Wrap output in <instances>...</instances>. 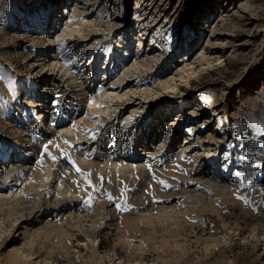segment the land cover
<instances>
[{
	"label": "rangeland",
	"instance_id": "obj_1",
	"mask_svg": "<svg viewBox=\"0 0 264 264\" xmlns=\"http://www.w3.org/2000/svg\"><path fill=\"white\" fill-rule=\"evenodd\" d=\"M13 1L15 2L17 0H13ZM33 1L34 4L29 8V10L22 9L24 4H21V2L19 1L20 4L18 3L16 8L18 10L17 17L20 18L21 21H24L26 17H28L27 13H29L30 16L33 15L31 17L33 20L41 19L42 17L45 18L47 17L48 20L52 19V28H54L53 20L55 19L54 18L55 15H57L54 13L55 11L58 10L59 7H61L63 3H61L60 6L59 5L56 6L57 8L50 7L48 11H45L42 10V7L39 4L40 0H33ZM43 1L49 2L50 0H43ZM166 1L167 3H165ZM221 1L208 0V2L213 3L211 5H214V3L218 4ZM110 2H111V6L118 5L120 3L119 0L118 1L110 0ZM158 2H160L159 5ZM206 2L207 0H190V1L189 0H158V1L145 0L144 1L145 6L148 4L146 6V15L147 17L150 18L147 19L150 20V25L148 27L151 30L154 28L156 29L160 28L163 29V31L166 30L164 32L165 36L163 37V42L165 43V45H163V48L161 47L164 51L165 50L170 51L169 44L171 42H174V39L171 37V34L173 33L174 35V30L175 28L178 27L179 22L181 23V25L183 24L187 25L188 22L189 23L191 22V24H193L194 26L198 24L197 22L194 21L196 18L193 19L192 15H189L188 6H190L189 8H193V11H195L202 8ZM249 2H250L249 7H244L242 9L241 7L239 9L235 7L236 11L239 10L237 12L239 14L237 15L236 19H234L233 14L228 15V17L224 16L220 19L222 21V24L220 26V30L218 29L219 33L218 32L216 33L218 35L219 40L220 39L227 40L225 46L223 47L224 50H220V53H222L223 56L220 57L219 59L214 58L216 61L212 60L210 67H208L209 66L208 65L205 70L201 72L198 71L196 73L197 75L195 74V76L193 75L189 77V79L187 78L182 80L183 82L181 85L178 84V88L183 87L185 90H187L190 93L191 97L194 96V94L192 93H196L200 90L202 91L203 89L206 91L209 88V86H213L216 89L220 88L222 90L221 94L223 96L222 98L221 96L219 97L221 100L220 99L217 100L218 103H216L215 105L217 106L220 103H222L224 106V110L219 109L217 110V113L221 112V115H223L225 118V122H227L228 124L226 128L227 129L226 139L222 142L221 140H217V141L214 140V142L210 140L212 141L211 143L207 139L202 142L203 145L205 146V150H204L205 152L204 151L201 152L202 150L200 149L201 151L200 152L198 151V153H195L196 151L195 150L194 152H190V153L185 152L186 153L185 154L184 150H182L180 147L184 143V136H183L185 134L184 127L189 125L188 127L192 129V125L194 128L196 126H199V124L201 123L200 124L201 126L197 130L195 129V132H198L199 135L202 136L203 134L205 135V133L208 131L207 134L212 133L209 136L213 137L214 139L217 137L218 134H220V132L219 130H217V127H215V123L213 124V120L210 122L211 127L206 123L208 119V115L205 116V118H201L199 120L195 119L198 115H200L191 112L193 108H195V105L191 107L187 106L186 108L183 105L181 107V111L185 113V115L183 114L182 116L181 114L182 112L178 115L184 117L186 123H181L182 124L181 125L180 123L175 122V119L178 116L173 117L171 120V122L175 123L179 127L178 131H181V134L169 140L167 145H169L170 147H168L167 149L165 148L162 149L160 152L155 153V155L153 154V156L151 155L149 162L146 157H141L140 159L137 160V166H139L138 163H141V161L142 163L143 161L146 162V164L143 163L145 166H143V164L141 163L142 166L140 164V168L142 167L145 169L146 168L150 169L151 170L150 180L157 183L158 186H160L165 190H161L159 192L156 187H153V185H151V181L142 180V178H139L138 181H135V183L133 184V181L129 182L128 180L129 179L131 180L134 176L131 177L130 175L127 174L126 176H124L125 175L124 172H122V174L120 172H116L118 176L121 174L119 177L116 176L117 179L119 180L115 181L114 178H113L114 180H112V176H110L111 179H109V181L111 183L109 182L108 184L109 186H107L104 183V178L103 180H100L101 179L100 178L97 181L96 184L100 188L102 187L103 188L102 190H105V192H107L105 193L104 191L100 190L101 192H103L101 193L99 191L101 195L99 194V192L97 193L96 190H94L95 188L91 189L92 186L91 187L89 186L90 177L88 174H90L89 172L90 170L85 169L77 164L76 157L74 158L72 154H71L72 156L69 155L70 152L65 149L68 146H66L67 144L64 145L65 144L64 142L60 143V145H58L57 147L56 145L52 146V148L50 147L52 144L49 143L48 145V142L42 145L36 141H33L30 144H25V145L22 144L21 147L24 149V152L27 151V153L25 152L27 155H25V157L21 159L22 160L21 162L23 163L27 162L29 163V165H34L35 168L36 166L37 168L40 167L42 170L40 168L38 169L36 168V169L38 170L39 177H41V180L37 178L36 175L32 177L33 179L32 181L34 182L33 184L34 185L37 184V185L34 191L32 192V194H28V195L22 194V197L26 196L25 198L26 203L24 200L22 201L25 205L21 202L17 205L16 204L9 205V201L7 200L5 202H2L5 205L0 204V212H1L0 234L2 233L0 235V245H2L0 246V264H39V262L40 264H44L43 259H45V262L48 264H129V263L130 264H264V0H250ZM135 3L136 0H126L127 15L129 14L128 23H130V19L134 18V9L136 7ZM49 5L50 4L47 3L46 6ZM230 8H232V6ZM117 9L120 11L119 7H117ZM9 10L4 11V9H2L1 12L4 15H6V13ZM62 11H63V7L61 9V12ZM111 13L113 14L116 13L115 16H118L117 12L111 11ZM166 13L167 14L171 13L170 15L175 13V17L178 19L174 22V24L170 22L168 23V21H164L165 15H167ZM157 14L161 16H158ZM127 17L128 16H126V18ZM1 23L5 25L4 26L5 31L0 29L1 30L0 31L1 32L0 87L2 86V84H4V82L5 84L7 83V85L10 86L9 93H12V95L9 94L7 98L6 97L7 95L5 96V94L2 93V91L0 90V116L2 117V120L4 122L3 125L5 126L4 128L0 126L2 128L0 134L4 135L3 136L4 146L2 145V149H0V159L3 158L7 153L8 155H13L16 149H18V146L20 145L19 142H21V138H22V142H26V138L24 137L25 135L23 134H20L19 136L16 134L14 135L13 134L14 130L12 128L15 127L14 125L16 124V121L20 117L21 112L20 110H18V107L20 106V104H23L26 101L24 97L26 96L27 92L30 91L31 83H32V81H30L29 78L33 75L32 74L30 76L32 72V68L26 65L27 59L22 57L23 50L21 49L20 53L16 52V48H20L21 41L25 43V46H29V44L26 43L28 40L26 38L23 39L20 38L14 40L11 39V36L13 37L16 36L15 31L16 28L19 27L20 22L16 21L13 18H9V16H7V18H3ZM130 27L131 25L129 24L128 28ZM119 29L120 28L113 29L112 32L118 31ZM2 32L6 33L7 36H5ZM168 32H170V34ZM182 32L183 29L179 34V38L183 36L182 39L184 40L185 36L183 35L184 32L183 33ZM166 33L169 35V39L171 37V40L168 39ZM233 34H236V36L238 37L236 38V36ZM114 35H118V34L115 33ZM109 39H110L109 37L106 38V40ZM243 39L246 41H244ZM167 40H169L168 41L169 44L166 43ZM241 40L243 41V43ZM230 42H232L233 45ZM244 42L246 43V45ZM21 45L24 44L22 43ZM105 45L106 43L102 46V51L106 49ZM183 47H184L183 48L184 51L186 49L185 48L186 45H184ZM71 48L72 47L68 44V42H66L62 50H60V52L58 53V57L60 58L61 61L69 60L72 63L73 74L76 76L77 82L81 84V86L83 87V91H82L83 97L90 96V94L92 96L97 95V93L100 94L102 90L107 88V85L102 83L101 81L102 78L100 80L97 79L95 81L84 80L85 78L84 74H86V69L81 67L82 66L81 62L78 63L79 58L76 57L77 56L76 50H74V48L72 49ZM35 49H38V47H35ZM45 52H46L45 48H41L39 50V53L41 55L44 54ZM181 53L182 51L180 52V54ZM185 53L182 55V57H184ZM105 54H108V52L105 51ZM169 56H170V52H169ZM7 57L13 58L12 61H8ZM167 57L168 56L165 57L160 56L157 62L158 66L166 64L168 59ZM182 57L179 60H182L183 59ZM131 58L132 57L128 56L124 60V63L126 64L127 67H130L131 65L134 66L137 63V61L133 62ZM218 60L219 62H217ZM152 65L154 66L155 69L151 70L150 72H145L143 68L141 69L143 73L137 72V76H135V78L133 79L134 80L133 85L137 83L135 82V79L141 77V79L147 81L148 77L151 76V73L154 74L155 71H157L156 65L155 64ZM216 65H218L217 66L218 68L216 67ZM11 66L13 67L16 66V68L20 70L19 73L16 74ZM221 66H223V68ZM254 70H256L258 75H260L261 77L257 86L254 85V81H250L252 80L251 76ZM193 79H195V88L191 87L192 85L190 86L189 83ZM28 82L30 84H28ZM62 85L64 86L65 84ZM15 87H17L18 90L20 91L19 95L16 93ZM63 90L64 88H62L61 86L55 87L54 90L55 93L52 94L51 96L55 100H57L58 98V100L62 102H66L68 100V97H71L70 95L71 91L76 90V88H71L70 90L66 89V91ZM179 93L180 90H177L174 91L173 94L177 95ZM144 94L145 93L143 92H139L137 94L138 96L132 97L134 98V100H136L135 103L136 102L139 103L141 101L145 103L148 102L150 104L151 99L157 98V95L153 94L149 99V97L147 95L145 96ZM173 94H170V91L167 90L161 93V95H164V97H168V98H172ZM222 100L224 103L222 102ZM189 101L192 102L194 101V99L191 98ZM76 104L78 108L75 111L74 117L77 120L82 121L83 118L85 119L84 103L79 101ZM65 107L66 106L64 104L62 108ZM53 108L51 110V115L54 118L56 116V119L60 118V116L63 115V110L62 109L59 110L58 105H55V107ZM199 109L200 111H202L203 109L202 106ZM149 112H150L149 119L153 120L154 119L153 115L156 113V109L155 111L151 110ZM224 113L226 114L224 115ZM147 115H148V111L144 112V114H141L140 116L137 117L140 124L139 127L137 128V135L140 134L141 131H143L145 121L147 119ZM88 117L89 116H87L86 118ZM55 120L53 121V123H55ZM75 121L76 120H71V119L68 120V122L66 121L64 123V128L67 126L77 125L74 124ZM155 123L157 122L155 121ZM22 124H20L21 127ZM62 128L63 127H61V129ZM61 129H59L60 132L58 130L59 135L61 134L62 131ZM129 129H132L134 131V128H132L131 125H129ZM27 134L30 135V133ZM124 139L126 141L125 143L129 144L126 135L124 136ZM172 141H174L173 144H171ZM78 143H80V141ZM70 145L73 146L72 144ZM16 146L17 148H15ZM216 147L217 149H215ZM57 148H59L60 150ZM37 150L40 152H38ZM41 151L43 153H41ZM51 152L53 154H51ZM143 153L144 151L141 152L140 154L142 155ZM194 153L195 155H193ZM197 154H199V156ZM215 155L218 156L216 157ZM50 156L53 158H51ZM194 156H195V160L193 159ZM210 156L213 159L210 158ZM41 158H43L44 162L42 161ZM91 158L96 160L98 159L97 157H95V155H92ZM196 158L198 161L196 160ZM37 160L39 162L36 163ZM200 160H203L205 165H207V167L210 168L209 169V173L211 172L210 174L215 172L214 175L213 174L212 175L219 177L217 178L219 179L218 180L219 184L218 182L215 184L213 183L214 186L213 184H211L210 186L204 184L205 185L204 190L206 189V192L202 190L203 189L202 187L204 185L200 184V182L197 181V176L203 171L202 168H200V166L198 165V162ZM33 162L36 164H33ZM61 162L63 163V165H61L62 164ZM0 163H2V161H0ZM185 163L187 164L193 163L195 166L184 167L183 165H185ZM171 165L173 166L180 165L183 168L186 169L188 168V169L186 171H184L185 169L182 168H181L182 170L179 169L182 173H184V174H179L177 171L176 172L173 171V169L175 168L172 169V167H170L169 172L166 175L170 180L168 178L165 179L161 177L159 174H156L155 171L156 167L161 168L164 166L166 168H169V166ZM43 166H45L50 171L48 173H45L46 175L43 172L47 169L46 168L43 169ZM61 167L63 168L67 167L66 168L67 170L70 167L69 169L70 171L74 170L75 168H78L80 170L79 171L80 173L76 169L73 172H75L74 173L75 176H77V174L78 175L81 174L83 180L87 181V182L83 181V184H81L82 190L84 192L81 190V187L78 188V185L77 187H75V191H74L75 194L71 193L69 195L66 193L67 198H66V194L60 195L57 194V192H55V190L58 189L59 187H57V185H54V182L57 184L56 182L57 174L58 173L60 174L62 172ZM53 169L57 172V174L55 172L56 175H53L54 174ZM187 171L188 173H186ZM85 172L87 174H85ZM47 175H49V177ZM52 176L54 180H52ZM123 176L126 177V179ZM144 183L147 184L148 186H151L152 189L150 187L147 188V190L143 189L141 184ZM220 183L222 184L220 185ZM4 184L9 185L8 182H5ZM86 185H88V187L90 188L88 187L86 188L85 187ZM195 185H197L198 187ZM212 186L213 188H211ZM37 188L38 189L40 188L41 190L39 189L40 190L39 191L37 190ZM219 188H221L222 190ZM78 189H80V191ZM200 190H202L201 193H199ZM45 191H47L46 193L50 196L51 199L49 198L48 195H46ZM51 192H53L54 194ZM94 193L97 196L99 194V196H101L102 198L100 197L97 198V196ZM72 194H74V197ZM92 194L95 196V199L93 198L94 200H92L91 197ZM13 195L14 194L9 193L8 194L9 197L7 196L6 198L10 200L12 199L18 200L20 198L19 197L20 195H15L16 198ZM53 195H56L54 196L56 197L55 200ZM75 195H78V197L77 196L75 197ZM61 196L64 198H62ZM36 197H37V201L35 200ZM81 198L82 200H80ZM103 198L104 199L107 198V200L106 199L104 200ZM30 199H32L33 201ZM44 199L48 200L46 201L47 203L45 202L46 204L43 203ZM87 199L88 201H86ZM29 201L33 203H37V202L43 203V204L41 203V206H39V208H36L38 212H36L35 215H33L34 219H36L39 213H43L44 211L43 214L44 221L46 218V220L51 221V222L49 221V223L55 224L56 226L58 224H59L58 226H67V228L64 227V229L66 230V232L68 229L67 232L68 235L66 232H63L61 234V233H55L52 230L47 229L44 226V223L43 224L41 223L42 221L41 222L39 221L36 224L37 225L36 228L34 227L31 229L28 228L26 231L27 233H25L27 234L26 236L24 233H21V230L16 231L19 228L18 224L21 221L25 220L24 219L26 218L25 216H27L26 219H28L29 216L28 214L30 211L29 206H31ZM94 201L99 204L95 203ZM50 203L51 205L53 203L54 205L56 204L55 205L56 207L54 205L52 206L49 205ZM64 203L67 204L66 206L68 207L67 208L65 206V211H64ZM75 203L77 206L80 205L82 206V208H84L82 209L80 207L82 209L80 214L79 212H77L76 209L73 210V207L70 209V206H74ZM88 203H90L91 205ZM6 205L9 207H7ZM44 205H46L47 207H45ZM150 206L152 207L149 208ZM163 206L167 213H163L160 210V207L163 208ZM179 206L182 210L184 209L187 210V212L185 214L184 213L180 214ZM181 206H183V208ZM11 207H15L16 211L15 210L13 211L15 213L10 211ZM43 207H45L44 208L45 210L42 209ZM105 210L106 211L108 210L107 211L108 213ZM68 211L70 212L71 215L75 213L76 215L78 214L81 216H85V215L86 216L84 217V219H81L82 223L78 222L73 224V220H70L69 219L70 217L67 216V214H69ZM64 212L65 214H63ZM20 213L24 215L23 218H21L22 215H20ZM147 213L150 215L157 214L162 218L159 220L152 219V221H148L142 218L133 217V215L137 216ZM8 214L11 215L14 214V215L8 216ZM53 214H55V218H53L54 217ZM105 214H107V216ZM16 216L19 219H17ZM1 217H3L2 219L4 220H2ZM129 217H132V219ZM13 218H15V220ZM56 218L57 221L55 220L54 222V219ZM67 219L68 222H66ZM18 220L19 222H17ZM15 221L17 223H15ZM95 221H98L99 223L106 221L108 223H112L111 225L112 227H114L113 228L114 231L103 232L101 230H98L97 228L99 227V224L97 223L96 226ZM91 222H93V224ZM72 228L76 231H74ZM87 229L89 230L93 229V230L89 231ZM91 236H93V238ZM15 238L16 240L18 239L16 243L23 242L24 248L27 247L26 250L27 249L30 250V252L24 253L26 255L25 258L18 256L16 259L14 257L12 244L15 242L14 241ZM102 238L104 239L102 240ZM105 244L108 245L106 249L104 248L106 247ZM82 246H84V248ZM79 250L81 251L79 252ZM119 261H121V263H119Z\"/></svg>",
	"mask_w": 264,
	"mask_h": 264
},
{
	"label": "bare ground",
	"instance_id": "obj_2",
	"mask_svg": "<svg viewBox=\"0 0 264 264\" xmlns=\"http://www.w3.org/2000/svg\"><path fill=\"white\" fill-rule=\"evenodd\" d=\"M0 1H1V4H0V29L5 31V27H4L5 25H3L1 23V21L3 20V18H7V16H9V18H13L16 21L20 22L19 27L16 28V31H15L16 36H14V37L11 36V39L14 40V39L26 38L28 40L26 43H28L29 46H25V43L21 41L20 42V48H16V52L20 53L21 49L23 50L22 57L27 59L26 65L32 68V72H31L30 76L33 74L29 78V79H31L30 81H32L31 89H30V91L27 92L26 96L24 97V99L26 101L23 104H20V106L18 107V110H20V112H21L20 117L17 119L16 124L14 125L15 127L12 126L13 127L12 129L14 130L13 134L14 135L16 134L18 136L20 134L25 135L24 137L26 138V142H22V138H21V142H19L20 145L18 146V149H16L14 154L8 155V153H7L5 156L3 155L4 156L3 158L0 159V161H2V163H0V169H2V170H0V204H4L2 202H5L6 200L9 201V205H13V204L17 205L20 202L23 203L22 201L26 200L25 199L26 196L22 197V194L23 195L24 194L25 195L32 194V192L34 191V189L37 185V184L36 185L33 184L34 182L32 181L33 180L32 177L36 175L37 178H39L41 180V177H39V173L37 170L40 167L37 168V166H36V168H37L36 169L34 165H29V163H27V162L26 163L21 162L22 161L21 159L24 158L25 155H27L26 154L27 151H25L26 152L25 153L24 149L21 147L22 144L23 145L30 144L31 142L36 141L42 145V144H45L48 142V145H49V143L52 144L50 146L52 148V146L56 145V147H57L58 145H60V143L64 142L65 143L64 145L67 144L66 146H68L67 148H69V149H67V148H65V149L70 152L69 155L72 154L74 156V158L76 157L77 164L82 166L85 169L90 170L89 171L90 174H88L90 177L89 186L90 187L92 186L91 189L95 188L94 190H96L97 193L103 189L102 187L100 188L96 184L97 181L100 178H104V183L107 186H109L108 185L110 182L109 179H111L110 176H112V180H114V179H115V181L119 180L116 177V176H118L116 172H120L121 174H122V172H124L125 173L124 176H126V174L130 175L131 177L134 176L135 178L133 177L131 180L130 179L128 180L129 182L133 181V184L135 183V181H138L139 178H142V180H149V181H151V185H153V187H156L158 189V191L160 192L161 190H165V189L161 188L160 186L157 185V183L150 180L151 170L148 168H146V169L142 168V167L140 168V164L142 163L141 160H140L141 163H138L139 166H137V160L140 159L141 157H146L148 162H149L151 155L153 156V154L155 155V153L160 152L162 149H164V148L167 149L168 147H170L169 145H167L169 140L171 138L177 137L178 135L181 134V131H178L179 127L175 123L171 122V120L173 117L178 116L175 119V122L180 123V124L186 123L184 120V117H182L183 114L185 115V113H183L181 111V107L183 105L185 108L187 106L191 107V106L195 105V108H193V110L191 112L200 114L195 119L199 120L201 118H205V116L208 115V119H207L206 123L211 127L210 122L213 120V124L215 123V127H217V130H219V132H220V134H218L217 137L214 139L213 137L209 136L212 133L207 134L208 131L205 133V135L202 133L203 134L202 136L199 135L198 132H195V129L197 130L201 126L200 125L201 123L199 124V126H196L194 128L192 125V129H190L188 127L189 125L184 127V133H185L183 135L184 136V143L182 146H180L181 149L184 150V153L185 152H187V153L194 152L195 150H196L195 153H198V151L200 152L201 150H202L201 152H203L205 150V146L203 145L202 142L207 140V139L209 140L210 143L212 141L214 142V140H216V141L221 140V142H222L226 139V137H227V129L226 128H227L228 124H227V122H225V118L223 115H221V112L217 113V110H219V109L224 110V106L222 103H220L217 106L215 105L216 103H218L217 100L220 99L219 97L221 96V98H222V96H223L221 94L222 90L219 87H218L219 89H216L215 87L208 85L209 88L206 87V88H208L206 91L204 89L202 91L199 89L200 91H198L196 93H192V94H194V96L191 97L190 93L187 90H185L183 87L178 88V84L181 85L183 82L182 80L187 79V78L189 79V77H191L193 75L195 76V74L198 71L201 72V71L205 70L208 65H209L208 67H210V64L212 63L211 61L215 60L214 58L219 59L220 57L223 56L222 53H220V50H224L223 47L225 46L227 40H223V39L221 40L220 39L221 40V42H220V40L218 39V35L216 32H218L220 30V26L222 24V21L220 19L224 16L228 17V15H230V14H233L234 19H236L237 15L239 14L237 12L239 10L236 11L235 7H237L238 9L240 7H241V9L244 7H249L250 6V2H249L250 0L249 1H246V0H223V1H221L220 0L221 2H219L218 4L214 3V5H211L213 3L208 2V0H207V2L205 3V5L202 8L195 10V11H193V8H189L190 6H188L189 15H192L193 19L196 18L194 21L197 22L198 24L194 26L193 24H191V22L190 23L188 22L187 25H184V24L181 25V23L179 22L178 27L177 28L174 27L175 28L174 35H173V33L171 34V37L174 39V42H171L170 44L168 43V41L171 40V37L169 39V35L166 33L167 37L169 39L166 41V43L169 44L170 51H167V50L164 51L162 49L163 45H165V43L163 42V37L165 36L164 32L166 30L163 31V29H160V28L156 29L154 27L153 28L156 30H154V29L151 30L148 27L150 25V20H147V19H150V18L147 17V15H146V6L148 4L145 6V4H144L145 0H136V3H135L136 7L134 9V18L130 19V23H128L129 14L127 15L126 0H119L120 3L118 5H114V6H111L110 0H50L49 2H47V1L44 2L43 0H40L39 4L42 7V10H45V11H48L50 7H56L58 5L60 6L61 3H63L61 5V7L58 8V10H57L58 12L55 11V13H54V14H57L54 17L55 19L53 20V22H54L53 27L54 28H52V19L48 20L47 17L46 18L42 17L41 19H34L33 20L31 18L33 15L30 16L29 13H27L28 17L25 16L26 19L24 21H21L20 18L17 17L18 16V10L16 8H17V4L19 3V1L21 2V4H24L22 9L29 10V8L34 4L33 0H29V1L28 0H17L15 2L13 0H0ZM64 1H65V3H64ZM116 1H118V0H116ZM149 1H151V0H149ZM47 3H49L50 5L46 6ZM165 3H167V1ZM159 4H160V2H158V5ZM231 6H232V8H230ZM62 7H63V11L61 12ZM117 7L120 8V11L117 9ZM156 7H157V5H156ZM158 7H160V6H158ZM2 9H4V11H7L9 9L10 10L6 13V15H4L1 12ZM173 9H175V8H173ZM111 11L117 12L118 16H115L116 13L113 14V13H111ZM151 13H153V12H151ZM170 14L171 13H168L167 15H165L164 21H168V23L170 22V23L174 24V22L178 18L175 17V13H173L172 15H170ZM196 14H197V16H196ZM126 16H128V17L126 18ZM158 16H161V15H158ZM156 21H157V19H156ZM161 23H159V24H161ZM129 24L131 25L130 28H128ZM161 27H163V26H161ZM117 28H120V29L118 31L114 30L115 32H112L113 29H117ZM166 28H167V26H166ZM182 29L184 32L183 35L185 36L184 40L182 39L183 36L179 38V34L182 31ZM223 32H224V30H223ZM115 33L118 35H114ZM168 33L170 34V32H168ZM0 34H1V32H0ZM3 34L5 36H7L6 33H3ZM233 35L236 36V34H233ZM228 36H226V37H228ZM260 36H261V34H260ZM108 37L110 39L106 40V38H108ZM237 37L238 36H236V38ZM244 41H246V40H244ZM66 42H68V44L72 48H74V50H76V53H77L76 57L79 58L78 63L81 62V65H82L81 67L86 69V74H84L85 75L84 80L85 81L86 80L95 81L97 79L100 80L102 78L101 79L102 83L107 85V88L102 90L100 94L97 93V95H95V96H92L90 94V96L83 97V95H82L83 87L81 86V84H79L77 82V78L73 74L72 63L69 60L61 61L60 58L58 57V53L60 52V50H62V48ZM183 42H184V45H186V47H185L186 49L184 51H183V48H184ZM249 42H251V41H249ZM22 43L24 45H21ZM105 43H106V45H105L106 49L102 51V46ZM230 43H232V42H230ZM242 43H243V41H242ZM232 45H233V43H232ZM245 45H246V43H245ZM35 47H38V49H35ZM164 47H167V46H164ZM41 48L46 49V52L42 55L39 53V50ZM234 48H233V50H234ZM165 49H167V48H165ZM105 51H107L108 54H105ZM181 51H182V53L180 54ZM169 52H170V56H169ZM184 53H185V55H184V57H182V55ZM234 54H235V52H234ZM238 54H240V53H238ZM17 55H20V54H17ZM114 55H116V56H114ZM128 56L132 57L131 59L133 60V62L137 61V63L134 66L131 65L130 67H127L126 64L124 63L125 58ZM160 56L161 57L168 56L167 57L168 59H167L166 64L158 66L157 62H158ZM237 56H239V55H237ZM181 57L183 59L179 60ZM12 59L13 58H8L7 60L12 61ZM227 59H226V61H227ZM217 62H219V60ZM152 64L156 65L157 71H155L154 74L151 73V76L148 77L149 81L148 80L145 81L144 79H141V77H139V78L136 77L137 79H135V82H137V83L135 85H133V82H134L133 79L135 78V76H137V72L143 73V71L141 70L142 68L145 70V72H150L151 70L155 69ZM218 65H216V67ZM11 67L16 74L19 73L20 70L18 68H16V66L15 67L11 66ZM221 67L223 68V66H221ZM1 78H3V77H1ZM260 78H261L260 75H258L256 70H254V72L252 73V76H251L252 80H250V81H254V85L257 86L259 81H260ZM189 83H190V86L192 85L191 87L195 88V79L191 80ZM28 84H30V83L28 82ZM62 84H65V85L63 86ZM73 84H74V86H73ZM60 86L62 88H64L63 91H66V89L70 90L71 88H76V90L71 91V94H70L71 97H68V100L66 102H62V101L58 100V98H57V100H55L51 96L52 94L55 93L54 92L55 87H60ZM15 88H16V93L19 95L20 91L18 90L17 87H15ZM221 88H223V87H221ZM9 89H10V86L7 85V83L5 84V82L0 87V90L2 91V93L5 94V96L7 95L6 96L7 98H8L9 94L12 95V93H9ZM166 90L170 91V94H173L174 91H177V90H180V93L177 95L173 94L172 98H168V97H164V95H161V93L163 91H166ZM139 92L145 93L144 95L145 96L147 95L149 97V99L153 94L157 95V98L151 99L150 104L148 102L145 103V102H141V101L139 103L138 102L135 103L136 100H134V98H132V97L138 96L137 94ZM191 98H193L194 101L190 102L189 100ZM79 101L84 103V108H85V112H84L85 119L83 118L82 121L77 120L74 117L75 111L78 108L76 103ZM222 102H223V100H222ZM64 104L66 107L62 108V106ZM55 105H58L59 110L60 109L63 110V115L60 116V118H58V119H56V116L54 118L51 115V110L53 107H55ZM131 105H133V106H131ZM201 106L203 108L202 111H200V109H199ZM155 109H156V113L153 115L154 119L150 120L149 119V117H150L149 111H151V110L155 111ZM146 111H148V115H147V119L145 121L143 131H141L140 134L137 135V128L140 125L137 117L140 116L141 114H144V112H146ZM222 112H224V111H222ZM180 113L182 114V116L178 115ZM186 114H188V113H186ZM197 114H195V115H197ZM225 114L226 113H224V115ZM209 115H210V117H209ZM87 116H89V117L86 118ZM70 119L76 120L74 124H77V125L67 126L64 128V123L66 121L68 122V120H70ZM54 120H55V123H53ZM155 121L157 123H155ZM19 123L20 124L24 123V124H22V127H21V125ZM3 124H4V122L2 120V117L0 116V126H2V128L5 127ZM129 125H131V127L134 128V131L132 129H129ZM61 127H63V128L61 129ZM2 128L0 127V131L2 130ZM59 129L62 130L60 135L58 134ZM229 129H231V128H229ZM59 132H60V130H59ZM27 133H30V135ZM123 134L126 135L127 140L129 141V144L125 143L126 142L124 139L125 135H123ZM3 136H4L3 134H0V149H2V145L4 143V139H3L4 137ZM135 139H136V142H135ZM210 140H212V141H210ZM79 141H80V143H78ZM174 141H176V140H174ZM174 141H172L171 144H173ZM216 141H215V143H216ZM70 144H72L73 146H71ZM218 145H219V143H218ZM15 148H17V146ZM51 148H50V150H51ZM60 148H61V146H60ZM57 149H59V148H57ZM215 149H217V147ZM3 151H4V149H3ZM143 151H144V153L141 155L140 153ZM32 152H33V150H32ZM38 152H40V151H38ZM206 152H208V151H206ZM41 153H43V152L41 151ZM195 153L193 155H195ZM51 154H53V153L51 152ZM92 155H95V157H97L98 159L96 160V159L91 158ZM197 155L199 156V154H197ZM32 157H33V155H32ZM51 158H53V157H51ZM210 158H212V157L210 156ZM41 159L43 161V158H41ZM193 159L195 160V156L193 157ZM196 160H197V158H196ZM209 161H210V159H209ZM37 162H39V161L37 160L36 163ZM36 163L33 162V164H36ZM52 163H53V161H52ZM143 163L146 164V162H144V161H143ZM193 163L192 164L191 163H188V164L185 163V165H183V166L184 167L185 166H190V167L192 166L193 167V166H195ZM142 164H141V166H142ZM144 164H143V166H145ZM61 165H63V163ZM180 165L179 166L171 165V166H169V168H166L164 166L161 168L156 167L155 171H156V174H159L161 177L166 179V178H168L166 175L169 172L170 167H172V169L175 168V169H173V171H175V172L177 171L179 174H184L180 170L185 169L184 171H186L188 168L187 169L183 168ZM198 165L203 170L197 176V181L200 182V184H203V185L205 184V185L210 186L211 184H213V183L215 184L218 182L219 179H217V178H219V177L213 176L215 172L212 173L213 175L210 174L211 172L209 173L210 168L207 167V165H205L203 160H200L198 162ZM147 166H148V164H147ZM220 166H221V164H220ZM67 167H64V168L61 167L62 172L60 174L59 173L57 174V172L53 169V172H54L53 175L57 174V181H56L57 184L54 182V185H57V187L62 189L61 190L58 188L55 190V192H57V194H60V195H64L66 193L70 195L71 193H74L75 187H77V185H78V188H80L81 184H83V181H84L81 174H79V175L77 174V176H75V174H74L75 172H73V171H75V169H77V168L70 171L69 170L70 167L68 170L66 169ZM44 168H46V167L43 166V169ZM190 170H191V168H190ZM45 171H47V172H45ZM45 171L43 172L44 174L50 172L48 169ZM51 172H52V170H51ZM55 172H56V174H55ZM87 173H88V171H87ZM87 173L85 172V174H87ZM186 173H188V171ZM43 175H42V177H43ZM47 176L49 177V175H47ZM50 177H51V175H50ZM124 178L126 179V177H124ZM121 179H122V177H121ZM52 180H54L53 176H52ZM55 180H56V178H55ZM124 181H126V180H124ZM5 182H8L9 185L4 184ZM84 182H87V181L85 180ZM104 183H103V185H104ZM222 183H220V185ZM214 184H213V186H214ZM218 184H219V182H218ZM205 185L202 187L203 189L201 188L202 190H204ZM223 185H222V187H223ZM141 186L143 189H146V190L149 187L151 188V186H148L145 183L141 184ZM195 186H197V185H195ZM213 186L211 188H213ZM85 187L87 188L88 185H86ZM90 187H88V188H90ZM105 188H106V186H105ZM39 189L37 188V190H39ZM42 189H43V187H42ZM195 189H197V188H195ZM219 189H221V188H219ZM78 190L80 191V189H78ZM81 190H82V187H81ZM202 190H200L199 193H201ZM102 191L105 192V190H102ZM204 191L206 192V189ZM46 192L47 191H45V193ZM100 192H99V194L101 195V193H103V192H101V193ZM148 192H149V190H148ZM9 193L14 194L13 195L14 197H15V195H20L19 196L20 198L18 200H14V199L10 200V199L6 198ZM51 193H53V192H51ZM105 193H107V192H105ZM199 193H198V195H199ZM67 194H66V198H67ZM74 194H72L73 197H74ZM99 194H98V196L96 194L95 195L97 196V198H99V197L102 198L101 196H99ZM46 195H48V194L46 193ZM89 195H91V194H89ZM54 196H56V195H53V197ZM76 196L78 197V195H75V197ZM28 197H30V196H28ZM91 197H92V200L95 199V196L93 194ZM103 197H104V194H103ZM49 198H50V196H49ZM55 198L56 197H54V200H55ZM62 198H64V197H62ZM71 198H72V196H71ZM105 199L107 200V198H105ZM30 200H32V199H30ZM35 200L37 201V197L35 198ZM80 200H82V198ZM46 201H48V200L44 199L43 203L46 204L47 203ZM49 201H51V200H49ZM86 201H88V199ZM101 202H102V200H101ZM25 203H26V201H25ZM37 203L30 202L31 206H29L30 211L28 214L29 215L28 219H26L27 216H25L26 217V218H24L25 220H23V221L20 220L21 222L18 224L19 228L16 231L21 230V233L25 234V233H27L26 231L28 228H30V229L33 227L36 228L37 227L36 224L39 221L40 222L42 221L41 223L42 224L44 223V226L47 229H50L55 233H61L62 234L63 232H66L64 227L67 228V226H58L59 224L56 226L55 224L49 223L50 220L48 221V220H46V218L44 221V219H43L44 211H43V213H39V214L37 213L38 216L36 215L37 217H36V219H34L33 215H35V213L38 212L36 208H39V206H41L42 202L41 203L37 202ZM76 203H77V201H76ZM76 203L74 206H70V209L73 207V210L76 209L77 212H79V214H80L82 209H84V208H82V206H80V205L77 206ZM95 203H97V202H95ZM88 204H90V203H88ZM97 204H99V203H97ZM49 205H51V203ZM52 205H54V203ZM66 205L67 204L64 203V211H65ZM44 206L47 207L46 205H44ZM57 206H58V204H57ZM7 207H9V206H7ZM45 207H43L42 209H44ZM151 207L152 206H150L149 208H151ZM181 207L183 208V206H181ZM179 208H180V206H179ZM186 208H187V206H186ZM108 209H110V208H108ZM180 209H179L180 214H182V213L185 214L187 212V210H185V209L184 210H182V209L180 210ZM14 210L16 211L15 207L10 208L11 212H13ZM160 210L163 213H167L166 210L164 209V206H163V208L160 207ZM191 210H193V209H191ZM176 212H177V210H176ZM13 213H15V212H13ZM68 213L69 214H67V216L70 217L69 218L70 220H73V224L78 223V222L82 223L81 219H84V217L86 216V215L81 216L78 214L76 215L73 212H72L73 214L71 215L69 211H68ZM63 214H65V212ZM12 215H14V214H12ZM12 215L8 214V216H12ZM20 215H22V214L20 213ZM53 215H54L53 218H55V214H53ZM105 215L107 216V214H105ZM17 216H19V215H17ZM23 216L24 215H22L21 218H23ZM113 216H114V214H113ZM117 216H118V214H117ZM99 217H101V216H99ZM133 217L142 218V219L148 220V221H152V219L159 220L162 218L157 214L156 215H154V214L150 215L148 213L142 214V215H137V216L133 215ZM2 218L3 217H1V219ZM15 218H13V219L15 220ZM129 218L132 219V217H129ZM17 219H19V218L17 217ZM2 220H4V219H2ZM55 220L57 221V218L54 219V222H55ZM98 221H95V225L97 223L99 224V227L97 228L98 230H101L103 232L114 231V229H113L114 227H112V225H111L112 223H108L109 222L108 220H107L108 222L106 221V222H100V223ZM17 222H19V220ZM17 222L15 221V223H17ZM66 222H68V219ZM13 223H14V221H13ZM56 223H58V222H56ZM91 223L93 224V222H91ZM69 230H71V229H69ZM87 230H89V229H87ZM90 230H93V229H90ZM74 231H76V230H74ZM67 232H68V229H67ZM26 235L27 234H25V236ZM67 235H68V233H67ZM81 235H82V233H81ZM93 235H94V233H93ZM87 237H89V236H87ZM91 237L93 238V236H91ZM103 239L104 238H102V240ZM24 240H27V239H24ZM14 241H13L14 242L13 244L11 243L13 246L14 257L16 259L18 256L25 258L26 255L24 253L30 252V250L29 249L26 250L27 247L24 248L23 242L22 243H19V242L16 243V241H18V239L16 240V238H15ZM105 243H107V242H105ZM21 245H22V247H21ZM85 245H86V243H85ZM0 246H2V245H0ZM105 246L106 247H104V248L106 249L108 247V245L105 244ZM82 247L84 248V246H82ZM80 251L81 250H79V252ZM30 259H31V257H30ZM43 261H44L43 262L44 264H48L45 262V259H43ZM36 263H38V262H36ZM119 263H121V261H119ZM39 264H40V262H39Z\"/></svg>",
	"mask_w": 264,
	"mask_h": 264
},
{
	"label": "snow or ice",
	"instance_id": "obj_3",
	"mask_svg": "<svg viewBox=\"0 0 264 264\" xmlns=\"http://www.w3.org/2000/svg\"><path fill=\"white\" fill-rule=\"evenodd\" d=\"M78 172L80 171L78 168L76 169ZM101 180H103V178H101Z\"/></svg>",
	"mask_w": 264,
	"mask_h": 264
}]
</instances>
